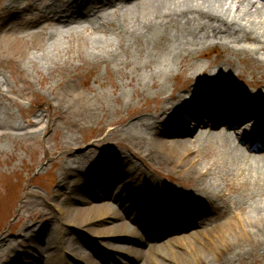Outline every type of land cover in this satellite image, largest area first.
<instances>
[{"label": "rangeland", "instance_id": "rangeland-1", "mask_svg": "<svg viewBox=\"0 0 264 264\" xmlns=\"http://www.w3.org/2000/svg\"><path fill=\"white\" fill-rule=\"evenodd\" d=\"M11 1L19 11L5 12L9 1L0 0V33L18 27L15 24L22 8L29 2L32 7L25 12L29 18L36 8L48 11L61 9L68 2ZM108 9L112 10V19L93 17V26L92 22L58 25L41 32V24H38L32 29L34 31L20 30L18 40H0V264H78L79 261L85 264L86 256L95 257L94 264H146L145 255L149 249L145 245L139 247L144 255L137 257L140 261L133 259L134 254L124 251L126 253H122L126 255H122L114 248L128 245L129 239H137V235H140L139 226L137 230L127 232L121 220L129 219L135 223L144 216L139 215L137 209L132 210L122 204L120 199H114L120 184H124L122 177L118 179L120 170L122 167L127 170L129 166L127 161V165L119 162L120 155L122 158H132L145 172L150 173L154 179L150 181L151 190L161 183V197L173 195L174 189L187 192L193 188L195 193L201 194L196 192L199 189L196 181H200L201 177L166 161L160 162L158 156L151 153L153 145L147 139L151 137L150 130L144 128L146 138H136L139 131L137 125L140 124L132 126L131 122L155 113L154 109L159 105L173 103L171 99H166L171 93L182 92L188 98L194 92L191 102L200 98L205 82H197L203 76L195 69L186 75L178 74L180 68L176 61L172 66L174 77L168 80L157 78V83L164 81L166 89L163 96L159 94L148 72L151 68L159 70L163 67L166 57L164 48L145 46L139 49L120 27L122 19L117 18L113 7ZM87 12L85 15L90 13ZM248 45L258 46L255 43ZM223 50L224 47L219 45L210 50L209 55L196 58L199 70L205 71V74L213 70L210 60L219 58ZM229 57L233 59L234 66L223 64L225 72L232 70L229 84L247 93H262L264 97V50L257 52L260 64L257 62L259 65L255 68H250L244 54ZM146 64L151 66L147 68ZM203 105L202 112L211 107L209 103ZM185 125L190 128V124L184 121ZM88 150L93 154L95 152L98 158L107 152L115 156L108 161L114 167L108 179L101 170L90 173L92 168L90 163L88 165L87 156L82 158L87 168L73 160L75 154ZM194 155L199 160L197 167H216L215 172L211 170L208 176L203 177L216 185L219 204L227 202L229 205L228 208H218L197 200L195 205L203 210V219H218L222 210L230 217L240 213L239 203L246 201L244 192H229V189L241 179L231 178L227 168L209 154L199 151ZM76 172L83 175L77 186L73 183ZM111 188L114 190L109 196ZM82 196L87 201L83 202ZM151 199L158 202L156 198ZM253 200L250 199V202ZM104 202L113 203L122 216L115 219L108 215L106 221L110 224L103 222L98 226L103 229L118 224L119 234L97 235L83 227L65 223L69 209L92 207L96 211L94 215L98 216L100 213L96 208ZM161 202L166 211L168 204L164 200ZM180 207L183 208L181 215H187L190 208L187 203L178 204L172 209V214L177 215ZM126 210L127 216L124 214ZM194 219L192 223L196 222ZM168 223L172 226L175 222ZM199 225L200 232H206L216 224ZM42 227L50 232L44 243L36 238ZM122 237L123 240L119 239ZM166 240L163 237L160 245ZM49 241H63L61 249H46ZM69 241L81 247L80 255L71 253L67 246L70 245ZM235 241L237 244L227 264H264V236L250 241ZM222 243L217 241L216 244L223 247ZM238 244L241 246L238 247ZM40 245L43 249H39ZM133 245L136 248V244ZM202 251L210 254L205 249ZM217 259L211 264H220ZM169 262L156 260L157 264ZM169 264L185 263L178 259Z\"/></svg>", "mask_w": 264, "mask_h": 264}, {"label": "bare ground", "instance_id": "bare-ground-1", "mask_svg": "<svg viewBox=\"0 0 264 264\" xmlns=\"http://www.w3.org/2000/svg\"><path fill=\"white\" fill-rule=\"evenodd\" d=\"M8 1L4 11L18 12L19 10L15 9L16 5H13L11 0ZM110 6L113 7V11H116L117 18L122 19L120 27L130 35L132 44L139 49L145 46L153 49L164 48L166 57L163 59V67L159 70L151 68L148 72L153 85L158 87L159 94L163 96L166 89L164 81L157 83V78L164 77L168 80L174 77L172 66L176 61L180 68L178 74L186 75L190 70L195 69L196 73L199 72V75L203 76L197 83L205 82L199 94L200 98L194 99L193 102L190 99L193 98L194 92H191L188 98H185L182 92L171 93L166 99H171L173 103L159 105L155 107V113L131 122L132 126L140 124L137 125L139 131L137 137L135 134L136 138H146L144 128L150 130L151 137L147 139L149 144L153 145L151 153L158 156L160 162L166 161L175 167L179 166L178 168L185 172L201 177V182L196 181L199 186L196 192L202 195H198L193 188H189L187 192L174 189L172 192L174 196L161 197L160 182L158 187L151 190L152 182L150 181L154 179L150 173L145 172L132 158H122V155L119 158L121 164L124 162L127 165L128 162L129 166L127 170L123 167L120 170L121 176L119 175L118 179L122 177L124 184H120L116 195L120 194L123 188L128 187L129 190L125 192L128 197H137L142 191L146 198L163 199L171 207L183 203H187L188 208L190 207L187 215L184 216L181 215L183 208H179L172 221L175 225L171 229L167 222L159 220L157 216L150 218L151 221L163 225L165 230L159 228L156 232H148L155 237L152 238L149 248L147 247L149 252L145 255V263L157 264V259L171 263L179 259L185 264H211L218 257L220 264H227L231 259L233 247L237 244L235 240L250 241L260 235L264 236V97L262 93L256 94L253 91L247 93L234 89V86L229 84L232 79V70L227 73L223 67V64L234 66V61L229 56L240 54L247 56L250 68L260 64L257 52L264 50V0H68L61 9L53 8L48 11V9L36 8L31 12L30 18L25 16V12L32 7L29 2L22 8L21 16L15 24L18 27L1 32L0 40L7 42L18 40L20 30L30 31L38 24H41V32L58 25L73 26L92 22L91 26H93V17L102 20L112 19L110 16L112 10L108 9ZM94 11L98 13L93 17L85 15L86 12ZM248 43H255L258 46L252 47ZM219 45L224 47L223 53L219 58L210 60V66L214 69L205 74V71L199 70L196 58L209 55L210 50ZM146 66L148 68L151 65L146 64ZM206 103H209L211 107L208 106L207 110L202 112L201 108ZM184 121L185 124H190V128L184 126ZM239 138L244 139L249 150L240 144ZM199 151L219 161L220 165L230 172L231 178L241 179L237 183H231L233 186L229 189V192L241 190L246 200L239 203L240 213H235L234 217L226 216L222 210L218 214L220 220L210 218V221H205L202 217L203 210L195 205L196 201L200 200V202L212 204L213 207L228 208L229 206L227 202L219 204L216 185L203 177L208 176L211 170L215 172L216 167L204 169L197 167L199 160L194 154H198ZM135 153L137 154L136 150ZM83 156L88 157L86 158L88 165L90 163L92 168L90 173H93V170L94 172L101 170L108 179L114 171L111 161L108 162L115 157L112 153L107 152L100 158L90 150L83 154H75L73 160L87 168L88 165L84 164ZM73 176V183L77 186L83 175L76 172ZM113 190L114 188L109 189V196ZM81 198L83 202L87 201L85 196ZM116 198L115 196L114 199ZM250 199L254 200L250 202ZM127 205H130V208L133 207L131 202ZM96 209L100 213L98 216L94 215L96 211L92 207L72 211L69 209L65 223L83 227L97 235L119 234L118 224L103 229L98 226L107 222L108 215H112L115 219L122 216L118 214L114 204L104 202ZM194 218L196 222L192 223ZM200 223L216 225L206 232H200L198 228L189 231L192 226H200ZM121 225L127 232L137 228L133 222L123 219ZM169 231L174 233L173 236L170 235L164 244L155 246L156 241L167 235ZM37 233L36 238L44 243L50 232L46 227H42ZM136 241L134 243L148 244V241L144 239ZM217 241H223L221 245L223 247L218 246ZM69 242L70 245L67 246L71 253L80 255L81 247L75 242ZM62 243L63 241L61 243L49 241L45 246L46 249L59 251ZM114 248L134 254L133 259L144 257L131 243ZM39 249H43L42 245ZM204 249L211 255L202 251ZM86 257V261H83L85 264H92L96 259L92 256Z\"/></svg>", "mask_w": 264, "mask_h": 264}]
</instances>
